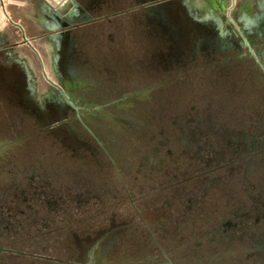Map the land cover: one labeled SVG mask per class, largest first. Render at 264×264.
Here are the masks:
<instances>
[{
  "label": "rangeland",
  "instance_id": "obj_1",
  "mask_svg": "<svg viewBox=\"0 0 264 264\" xmlns=\"http://www.w3.org/2000/svg\"><path fill=\"white\" fill-rule=\"evenodd\" d=\"M216 2H167L182 49L201 27H218L226 41L239 37L229 12L241 36L252 37L258 61L245 48L213 59L159 56L169 44L149 32L154 24L136 7L146 0H74L63 17L95 6L90 23L71 21L74 71L63 69L58 50L67 38H57L65 30L54 23L40 36L38 55L24 50L23 68L0 59V83L29 88L33 106H17L13 90L0 94V228L16 229L3 230L0 246L18 244L9 255L0 250V264H198L208 214L242 190L239 178L249 172L211 179L224 168L193 160L209 152L222 160L213 130L233 137L264 115V32L250 34L240 19L253 20L262 2ZM189 128L209 136L190 140ZM192 194L194 212L191 203L183 208Z\"/></svg>",
  "mask_w": 264,
  "mask_h": 264
},
{
  "label": "flooded vegetation",
  "instance_id": "obj_2",
  "mask_svg": "<svg viewBox=\"0 0 264 264\" xmlns=\"http://www.w3.org/2000/svg\"><path fill=\"white\" fill-rule=\"evenodd\" d=\"M168 1L169 0H146V3L136 6L138 10L141 9L143 12V17L151 24H154L153 26L151 25L149 32L151 34H157L159 32L165 42L167 41L169 44V50L164 54L159 53V56L165 55L166 58H173V60L177 61L182 60V57L186 56V54L191 56L197 55L202 59H213L225 50H230L231 48L234 50L245 48L247 52L253 55L255 60L258 61L256 53L252 49V37L246 38L241 36V29L230 17L229 12L226 15V19L235 27L236 33H239V37L230 38L226 41L224 40L225 34L221 32L218 27L216 30H213V32H205L204 27H201L198 28V32L193 38L192 46L182 49V42L175 32L174 27L168 23L167 16L165 15L167 9L165 6ZM205 1L217 5L216 0ZM259 1L262 2L260 4L261 10L253 17V20L252 18L248 19V17L244 15L240 17L243 25H246L250 29V34L257 35V37L264 32V0ZM92 4L93 3L85 5L83 9H80L78 16L76 14H71L62 17L66 18L64 19L66 21L55 23V25L58 26V30H65V32H60L57 38L59 40L61 39V42L62 40L66 42L65 40L67 38V43L62 51L58 50V53L62 55L65 53L63 69L68 72L74 71L73 62L75 61L76 55L74 47L72 46V29L74 27L72 24L75 20H79V22L82 23L81 25L90 23L93 20L90 13L95 7L94 4ZM62 18L60 17V19H58L63 20ZM201 23L204 24L206 22L203 21ZM237 28L240 32L237 31ZM257 29H259V31ZM246 42H248V44ZM186 49L188 53L185 52ZM259 64L263 66L260 62ZM19 66L23 68L22 63H19ZM6 79L7 80H4L3 83H0V94L8 96L7 93L13 90L12 92H14L15 98L13 102L16 103L17 106L27 110L33 109L29 88L25 91L22 87L13 86L12 81L8 78ZM71 100L76 105L72 97ZM9 101L12 102V100ZM38 109H42V107ZM200 122L201 121L194 125ZM244 126L245 127L238 129L239 132L235 130V135L229 138H227V135L222 137L224 132L220 134L217 130L219 128L213 130L211 140L216 142L215 144L220 150L218 154L222 157V160H216L215 156H213L215 154L211 152L205 154L203 158H197L196 155V159L193 160L195 163H199L201 167H206L208 162L211 161L215 164L211 170L224 168L223 174H215L211 179L216 177L222 179L229 170H236L238 172V170L246 169L249 172L246 177L239 178V182L243 184L242 190L230 196L227 201L225 200V202H223V205L214 207L212 212L208 214L207 217L210 218L209 222H206V225L210 227V242L209 244H205L204 241H202V246L199 244L202 249H199L200 255L197 261L198 264H264V115L259 116L250 124L249 122L246 123ZM191 129L189 128V132L186 135L187 138H189V135L192 136L190 140L194 141L195 137L200 135L209 136L208 134H204L203 129L198 132L196 131L197 128L196 130ZM228 163L232 164L233 167L230 169L224 167L227 166ZM257 169L259 170L257 171ZM254 172H256V178L253 179L252 174H254ZM208 183H210V181H208ZM248 186H254L253 188L258 189L256 196L251 195ZM193 195L194 194L190 197V200L187 199V204H184L183 208L188 206L189 203L192 204ZM191 208L192 212H194L195 203L192 204ZM196 211L198 213L200 208L198 209L197 207ZM0 225H2V223H0ZM5 227V230L15 233V230H9L8 225ZM3 236V229L0 228V239H2L1 237ZM0 250H8V247L5 248L4 246H0ZM9 250L16 251L13 248Z\"/></svg>",
  "mask_w": 264,
  "mask_h": 264
},
{
  "label": "crops",
  "instance_id": "obj_3",
  "mask_svg": "<svg viewBox=\"0 0 264 264\" xmlns=\"http://www.w3.org/2000/svg\"><path fill=\"white\" fill-rule=\"evenodd\" d=\"M73 4L74 0H0V59L10 65H27L24 50L31 49L38 55V41L46 25L66 21L62 17L70 13ZM45 13H50L51 19Z\"/></svg>",
  "mask_w": 264,
  "mask_h": 264
},
{
  "label": "trees",
  "instance_id": "obj_4",
  "mask_svg": "<svg viewBox=\"0 0 264 264\" xmlns=\"http://www.w3.org/2000/svg\"><path fill=\"white\" fill-rule=\"evenodd\" d=\"M17 210H18V209L16 208V212H17ZM29 221H30V220H29ZM31 222H32V221H30V222H28V223H31ZM0 223H1V222H0ZM8 226H9V230H11V229H10V225H8ZM1 228H2V227H1ZM3 230H5V229H3ZM12 230H15V231H16L15 228L12 229ZM8 232H10V231H8ZM209 240H210V237H204V238H203V241H204L205 244H207V243L209 244V242H210ZM25 243H27V244H25L26 246H27V245H28V246H34V242H32V241H31L30 243H29V242H25ZM35 243H36V242H35ZM17 245H18L17 242L9 243V244H8V253H7V254L9 255L10 253L13 252V251L9 250V249H11V248H13L14 250H16L15 248L18 247ZM20 252L23 253V254L25 253V254H27V255H28V254H29V255L31 254V253H29V252H25V251H20ZM41 260L44 261L45 259H41Z\"/></svg>",
  "mask_w": 264,
  "mask_h": 264
},
{
  "label": "water",
  "instance_id": "obj_5",
  "mask_svg": "<svg viewBox=\"0 0 264 264\" xmlns=\"http://www.w3.org/2000/svg\"><path fill=\"white\" fill-rule=\"evenodd\" d=\"M229 18V17H228ZM230 19V18H229ZM248 44V42H246ZM57 89L60 91V94L63 96L64 100L71 106H73L75 109L77 106L72 102L71 97L66 94V92L60 87L59 85H56ZM82 264H90V263H82Z\"/></svg>",
  "mask_w": 264,
  "mask_h": 264
}]
</instances>
